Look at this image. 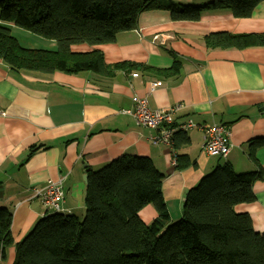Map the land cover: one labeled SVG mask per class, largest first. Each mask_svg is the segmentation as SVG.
Listing matches in <instances>:
<instances>
[{
    "label": "crops",
    "instance_id": "obj_1",
    "mask_svg": "<svg viewBox=\"0 0 264 264\" xmlns=\"http://www.w3.org/2000/svg\"><path fill=\"white\" fill-rule=\"evenodd\" d=\"M172 1L203 5L211 0ZM8 25L23 47L57 49L55 40ZM222 31L264 34V1L248 17L220 10L195 21H175L167 9H150L140 13L137 28L119 32L114 42L71 47L74 52L99 50L108 64L137 65L112 75L13 69L0 59V206L12 212L13 239L5 258L0 254V264L13 263L16 243L48 214L35 191L49 181L61 180L62 212L83 218L89 170L122 156L147 157L164 175L162 189L174 221L182 215L185 190L217 166L229 162L237 172L259 166L264 171V146L256 162L249 157V141L264 138V45L208 47L204 38ZM152 82H157L148 99L152 108L183 105L176 122L226 125L233 144L228 156L205 153L203 131L196 127L177 151L190 164L177 168L172 147L152 143L155 130L125 112L133 109V96L145 95ZM253 189L256 199L235 210L249 213L255 230L264 233V179ZM156 214L151 203L140 211L146 223Z\"/></svg>",
    "mask_w": 264,
    "mask_h": 264
},
{
    "label": "trees",
    "instance_id": "obj_2",
    "mask_svg": "<svg viewBox=\"0 0 264 264\" xmlns=\"http://www.w3.org/2000/svg\"><path fill=\"white\" fill-rule=\"evenodd\" d=\"M264 0H211L203 5L172 0H0V59L13 69L76 73L93 70L112 75L134 63H106L99 50L74 52V44L114 42L122 31L137 28L140 13L162 8L175 21L199 20L209 11L252 15ZM57 42L56 50L23 47L8 23ZM212 48L264 45V34L213 32L204 38ZM188 131L173 135L177 168L190 164L177 151L189 143ZM264 138L249 141L257 161ZM219 156V155H218ZM164 175L143 156H122L89 170L85 215L48 212L16 243L12 264H264V233L236 205L256 199L254 182L264 179L261 166L237 172L226 162L189 189L182 215L172 221L162 189ZM153 204L157 214L146 223L141 209ZM12 212L0 206V254L13 244Z\"/></svg>",
    "mask_w": 264,
    "mask_h": 264
},
{
    "label": "built area",
    "instance_id": "obj_3",
    "mask_svg": "<svg viewBox=\"0 0 264 264\" xmlns=\"http://www.w3.org/2000/svg\"><path fill=\"white\" fill-rule=\"evenodd\" d=\"M158 39V36H155ZM157 82H152L150 90L142 96L134 95L132 110L125 112L131 114L138 125L148 127L155 130L150 139L154 144L163 143L169 145L173 149V135L176 131H189L193 128H201L203 131L202 150L209 155L228 156L233 144L230 141V130L222 123L198 124L192 119L176 122L175 114L182 108V104H174L168 108H152L149 104V95L154 91ZM173 163L177 164V155L174 151ZM43 204L48 208V212H61V200L63 199V191L61 180L49 181V183L41 189L35 191Z\"/></svg>",
    "mask_w": 264,
    "mask_h": 264
},
{
    "label": "water",
    "instance_id": "obj_4",
    "mask_svg": "<svg viewBox=\"0 0 264 264\" xmlns=\"http://www.w3.org/2000/svg\"><path fill=\"white\" fill-rule=\"evenodd\" d=\"M84 179L87 181V179H88V176H84ZM188 189L187 190H185V194H184V196H183V200H182V203H181V206L183 207V205H184V202H185V199H186V196H187V194H188Z\"/></svg>",
    "mask_w": 264,
    "mask_h": 264
},
{
    "label": "rangeland",
    "instance_id": "obj_5",
    "mask_svg": "<svg viewBox=\"0 0 264 264\" xmlns=\"http://www.w3.org/2000/svg\"><path fill=\"white\" fill-rule=\"evenodd\" d=\"M20 41H22V40H20ZM181 213H182V211H181Z\"/></svg>",
    "mask_w": 264,
    "mask_h": 264
}]
</instances>
